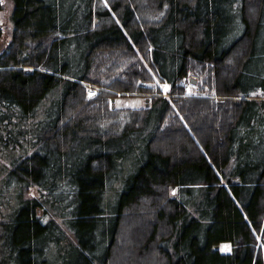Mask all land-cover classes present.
<instances>
[{"label": "trees", "instance_id": "trees-1", "mask_svg": "<svg viewBox=\"0 0 264 264\" xmlns=\"http://www.w3.org/2000/svg\"><path fill=\"white\" fill-rule=\"evenodd\" d=\"M10 1L0 264H264V0Z\"/></svg>", "mask_w": 264, "mask_h": 264}, {"label": "rangeland", "instance_id": "rangeland-1", "mask_svg": "<svg viewBox=\"0 0 264 264\" xmlns=\"http://www.w3.org/2000/svg\"><path fill=\"white\" fill-rule=\"evenodd\" d=\"M0 1L2 3V10L0 11V22L5 30L3 36L0 37V41L1 40L6 41L7 39L10 38V34H11V22L9 20V15L11 12L12 4L10 0H0ZM155 82L161 88L162 93H164V95L167 97L169 89L168 88L165 89L164 85L168 86V83L163 84L158 82L157 80H155ZM190 83L192 84V82ZM190 83L186 82V90L188 93H193L196 90V86H192ZM110 103H111L110 104L111 108H129V107L139 108V107L149 106L151 104V101L149 95L135 94V93H126V94L119 93L117 94L116 97L110 99ZM38 194L39 192L37 188L30 187L28 191L25 193V197H34L37 196ZM40 215H42V213H40ZM68 236L69 238L71 236L72 240L74 239L72 235L69 234ZM219 249L222 252H229L231 250V244L229 242L221 243L219 245Z\"/></svg>", "mask_w": 264, "mask_h": 264}, {"label": "water", "instance_id": "water-1", "mask_svg": "<svg viewBox=\"0 0 264 264\" xmlns=\"http://www.w3.org/2000/svg\"><path fill=\"white\" fill-rule=\"evenodd\" d=\"M0 47H1V44H0ZM191 81H192V82H195V80H194L193 78H191Z\"/></svg>", "mask_w": 264, "mask_h": 264}, {"label": "snow or ice", "instance_id": "snow-or-ice-1", "mask_svg": "<svg viewBox=\"0 0 264 264\" xmlns=\"http://www.w3.org/2000/svg\"><path fill=\"white\" fill-rule=\"evenodd\" d=\"M164 87H165V89H167V88H168V86H167V85H164Z\"/></svg>", "mask_w": 264, "mask_h": 264}, {"label": "bare ground", "instance_id": "bare-ground-1", "mask_svg": "<svg viewBox=\"0 0 264 264\" xmlns=\"http://www.w3.org/2000/svg\"><path fill=\"white\" fill-rule=\"evenodd\" d=\"M192 82V81H191ZM192 83H195V82H192Z\"/></svg>", "mask_w": 264, "mask_h": 264}]
</instances>
